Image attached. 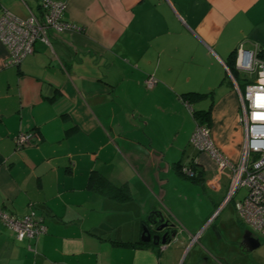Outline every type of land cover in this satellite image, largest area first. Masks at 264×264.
Returning a JSON list of instances; mask_svg holds the SVG:
<instances>
[{"label":"crops","instance_id":"crops-1","mask_svg":"<svg viewBox=\"0 0 264 264\" xmlns=\"http://www.w3.org/2000/svg\"><path fill=\"white\" fill-rule=\"evenodd\" d=\"M39 1L0 0V15L37 16ZM51 1L66 3L74 29L50 32V47L36 42L18 67L6 65L0 43V209L22 217L32 207L46 226L18 242L0 224V264H178L207 227L209 246L196 242L190 264L257 250L234 203L237 222L216 224L232 202L210 221L229 180L222 185L214 162L190 146L196 120L183 98L204 95L191 110L209 112L216 148L238 162L243 130L226 63L239 44L264 48V0ZM20 133L37 139L17 151ZM190 162L200 183L178 172ZM96 175L129 198L98 193ZM155 214L175 225V242L141 240ZM247 231L259 242L253 251Z\"/></svg>","mask_w":264,"mask_h":264},{"label":"built area","instance_id":"built-area-1","mask_svg":"<svg viewBox=\"0 0 264 264\" xmlns=\"http://www.w3.org/2000/svg\"><path fill=\"white\" fill-rule=\"evenodd\" d=\"M39 14H29L25 20L18 19L6 10L0 15V43L7 52L6 65L18 67L21 62L34 52L36 42L50 47L49 35L74 29L63 20L65 2L51 0L39 1ZM234 72L226 67V74L235 92L240 108L238 124L243 130L241 155L238 162H231L216 148L210 128L196 123L189 144L199 153L206 154L216 165L218 172L230 173L227 195L219 211L241 190L246 195L234 203L235 212L253 234L264 238V48L254 46L248 50L239 44L234 50ZM156 84L148 77L144 85L151 90ZM242 84L244 88H241ZM190 112L191 106L184 100ZM37 139L31 133H20L14 139L15 150L19 151L33 144ZM179 172L185 177H192L189 165H182ZM0 224L10 230L18 242L35 241L46 233V226L34 208L29 207L26 215L15 217L0 209ZM200 233L190 238V245L195 243Z\"/></svg>","mask_w":264,"mask_h":264},{"label":"rangeland","instance_id":"rangeland-1","mask_svg":"<svg viewBox=\"0 0 264 264\" xmlns=\"http://www.w3.org/2000/svg\"><path fill=\"white\" fill-rule=\"evenodd\" d=\"M240 85H241V88L243 89L244 86L242 84H240ZM221 175H222L221 184L225 185L226 180L227 179L229 180L230 173L225 170L221 173ZM245 195H246L245 189L239 190L236 193V195L233 197L232 204H230V206L226 210H224V212L222 213L221 218L216 219L217 221L215 220L216 224H218L221 221L225 222L226 219L237 222L235 212L233 211V203L240 201ZM207 228H205L200 233L201 234V237H200L201 240L198 241L195 246H198V247L201 246L203 248H205V247L207 248L209 246L208 245L209 240H211V238L213 236L211 235L212 229L208 230ZM226 233H225V235H226ZM254 235L258 238V240L260 242V247L257 250L250 252V253H247L246 257L237 256L236 253L229 254L226 257L227 260H225L224 264H264V238L259 236V234H257V233H254ZM192 248H193V246L190 247L189 250H187L186 252L183 253L178 264H190L191 263V259H192V256L194 255V251H195L196 247H194L193 249Z\"/></svg>","mask_w":264,"mask_h":264},{"label":"trees","instance_id":"trees-1","mask_svg":"<svg viewBox=\"0 0 264 264\" xmlns=\"http://www.w3.org/2000/svg\"><path fill=\"white\" fill-rule=\"evenodd\" d=\"M234 57L235 54L233 52L229 57L228 62L226 63V67L231 71L233 76L236 77V73L234 72ZM203 97L204 95L187 94L186 96H184L183 99L187 101L189 105H191L194 101ZM191 113L194 119L196 120V123L204 124L207 127H209V112L199 113V112H194L192 110ZM188 165L193 172L192 177H185L183 174L179 172L181 165L178 167V172L187 180L194 183H200L202 181V172L198 169V167L194 164V162H190ZM91 183H93L94 188L98 193L107 196L111 199H114L116 201L122 202V201H126L129 198L127 189H125L124 187H120V188L113 187L101 176L98 175L94 176L93 179L91 180Z\"/></svg>","mask_w":264,"mask_h":264},{"label":"water","instance_id":"water-1","mask_svg":"<svg viewBox=\"0 0 264 264\" xmlns=\"http://www.w3.org/2000/svg\"><path fill=\"white\" fill-rule=\"evenodd\" d=\"M151 233H162V236L152 237ZM178 232L175 228V225L170 224L165 221L161 214H155L154 218L150 221L148 227L143 228V233L141 240L143 242H151L152 240H157L154 244L165 245L170 242H175V238ZM160 238V241H159ZM243 244L248 251H253L259 247V242L255 238L252 237L250 232H245L243 236Z\"/></svg>","mask_w":264,"mask_h":264},{"label":"flooded vegetation","instance_id":"flooded-vegetation-1","mask_svg":"<svg viewBox=\"0 0 264 264\" xmlns=\"http://www.w3.org/2000/svg\"><path fill=\"white\" fill-rule=\"evenodd\" d=\"M217 215H218V214H217ZM217 215H216V217H217ZM216 217H215V218H216ZM155 235H156V236H160V238H161L162 233H160V234H158V233H151V236H152V237H155ZM200 236H201V234H200ZM160 238H159V241H160ZM199 238H200V237H199ZM198 240H199V239H198ZM198 240H197L196 242H198ZM156 242H157V240H152V241H151V243H153V244L156 243ZM196 242H195V243H196ZM195 243H193V244L190 245V246H193Z\"/></svg>","mask_w":264,"mask_h":264}]
</instances>
